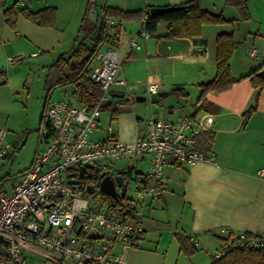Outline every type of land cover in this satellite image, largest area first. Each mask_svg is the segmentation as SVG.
I'll return each instance as SVG.
<instances>
[{
	"label": "crops",
	"instance_id": "crops-1",
	"mask_svg": "<svg viewBox=\"0 0 264 264\" xmlns=\"http://www.w3.org/2000/svg\"><path fill=\"white\" fill-rule=\"evenodd\" d=\"M186 1L188 0H115L108 6L123 10H143L152 6L180 5ZM200 2L204 9L221 14L229 21L203 24L200 35L193 38L166 40L163 38L167 31L166 22L158 24L155 34L141 38L138 35L141 29L140 18L120 20L117 23L118 42L102 45L113 46L118 52L120 67H124L120 68L118 79L124 80L126 85L114 86H125L127 92L113 90L111 94L119 93L124 96L127 93L132 99L136 96H144L146 99V95H150V114H157L152 108L157 98L174 87H181L188 94L185 100L193 108L184 113L185 107L181 103V98L184 97L167 96L163 100L166 106L162 114L175 119L194 113L195 103L201 92L199 84L215 77L218 35L233 33L236 40V47L229 61L234 82L223 91L208 92L206 99L215 106V110H202L214 116L212 129L202 132L211 135L210 149L202 151L211 157V161H200L193 166L169 161L165 165L166 189L161 199L148 202L143 219L145 232L139 245L129 253L127 264H178L184 253L179 238L188 240L187 248L194 247L195 253L191 257L195 259V264H210L214 251L210 253V250L221 246L230 235L229 232L234 235L241 231L252 234L264 232V175L259 173L260 169H264V87L259 91L255 109L247 116L244 115L245 110L252 105L255 93L249 77L245 76L264 63V0H246L250 13L248 20H240L237 10L226 5L225 0ZM14 3L19 10L26 8L31 12L54 7L55 22L52 26H40L30 20L32 23L29 25L22 23L20 17L29 19L19 13L15 18V25L11 26L3 16V10L12 7ZM85 6L84 0L82 18ZM0 7V53L2 47L5 48L10 43H13V47L16 46L12 52L5 49L6 57L23 52L22 48L29 47V56L37 57L42 51L56 49L59 57L68 53L75 45L82 18L78 28L76 26L74 30H69L68 25L75 20L74 13L71 12L67 15V20L57 27L60 10L52 1L29 0L21 4L19 0H5ZM7 27L11 28L13 35H8L12 32ZM20 36L23 38H19ZM133 39L139 47L132 46ZM251 48L258 51L257 57L248 55V49ZM93 63L92 60L91 64ZM0 73L2 75L1 71ZM9 74L6 78L11 85ZM44 76L43 83L46 71ZM151 81L158 84L156 94H148L145 90ZM45 105L46 103L43 108ZM137 119L142 127L146 118ZM139 161L145 163V169L137 175L148 170L150 157ZM199 250L205 251L209 261Z\"/></svg>",
	"mask_w": 264,
	"mask_h": 264
},
{
	"label": "built area",
	"instance_id": "built-area-1",
	"mask_svg": "<svg viewBox=\"0 0 264 264\" xmlns=\"http://www.w3.org/2000/svg\"><path fill=\"white\" fill-rule=\"evenodd\" d=\"M28 1L19 0L21 4ZM4 3L0 0V6ZM146 18H140L141 38L149 36L144 30ZM102 19L110 32L120 21L110 16ZM132 46L139 47L134 39ZM248 55L255 58L258 51L248 49ZM92 60L89 78L101 88L96 105L87 110L77 99H48L31 164L10 188L5 189L4 179H0V264H34V258L51 264H127L129 252L145 232L148 202L161 199L166 189L165 165L169 161L186 166L211 161L194 146L197 135L213 127L214 116L207 111L175 119L151 113L132 142L116 136L111 119L101 127L102 104L110 98L112 85L126 84L117 78L120 59L113 46L101 45ZM145 90L156 94L158 84L151 81ZM93 132L101 136L91 138ZM17 147L0 127V163ZM146 156L150 157L148 170L137 176L131 193L133 162ZM116 161L128 166L112 173ZM82 167L99 173L96 185L79 176ZM259 173L264 175V169ZM118 174L125 183L123 194L115 180L116 197L99 190L105 175L114 179ZM72 179L78 182L72 183ZM89 186L94 187L93 192L88 191ZM229 234L212 252V260L231 249L264 248V232Z\"/></svg>",
	"mask_w": 264,
	"mask_h": 264
},
{
	"label": "trees",
	"instance_id": "trees-1",
	"mask_svg": "<svg viewBox=\"0 0 264 264\" xmlns=\"http://www.w3.org/2000/svg\"><path fill=\"white\" fill-rule=\"evenodd\" d=\"M93 0H89L85 14L79 26L78 34L75 39V45L68 53L61 54L48 68L45 80V89L47 91L46 102L52 91L69 83H74L77 87L76 99L81 102L87 110L92 109L101 96V88L97 83H93L89 78V67L98 48L103 44H116L118 42L119 27L116 24L113 31H109L103 21V16L117 17L120 20H132L146 15L144 30L148 35L157 32L160 22L167 23V31L163 36L166 40L177 37L193 38L200 35L203 24H215L228 22L221 14L214 13L201 6L200 0H188L180 5L179 10L167 12L161 15L152 16L149 13V7L143 10H123L118 7L103 4L99 13L91 19L88 16ZM226 5L233 6L240 20H248L250 13L246 6V0H225ZM21 13L27 19L40 26H52L55 22L56 9L54 7H45L38 12H31L26 8L18 9L16 4L3 10V16L11 25H15V18ZM216 73L215 77L207 82L199 84L200 95L195 103L194 113L202 110H215V106L208 102L206 94L210 91L220 92L229 88L234 80L231 77L229 61L236 47L234 34H220L216 39ZM264 69V63L251 71L245 77H249L252 86L255 88L252 105L245 110L244 115L250 114L256 107L259 91L264 87V81L257 75V72ZM187 97L188 94L181 87H174L168 93L160 96L164 100L167 96ZM112 104V102H111ZM110 104V105H111ZM109 105V106H110ZM45 109V107L43 108ZM103 111V110H102ZM43 114L40 124L42 125ZM112 119L116 118L113 114ZM195 149L206 152L210 149L211 135L199 134L196 137ZM100 179L99 173L95 170H89L85 180L96 185ZM181 246L185 253L192 254L194 247L189 249L188 240L179 238ZM193 246V245H192ZM210 264H264V248L259 249H231L219 259L212 260Z\"/></svg>",
	"mask_w": 264,
	"mask_h": 264
},
{
	"label": "rangeland",
	"instance_id": "rangeland-1",
	"mask_svg": "<svg viewBox=\"0 0 264 264\" xmlns=\"http://www.w3.org/2000/svg\"><path fill=\"white\" fill-rule=\"evenodd\" d=\"M50 1L56 4L60 10L59 23L57 27L67 20L66 18L68 14L70 15L71 12H73L75 20L68 25V28L69 30H72V28L74 30L76 26L78 28L84 13V9H82L84 0ZM88 1L89 0H85V10ZM113 2H115V0H93L88 13L89 16L94 17L97 13H99L104 3L111 5ZM1 8L2 7H0V9ZM20 20L22 23L29 25L32 23L30 20L28 21L23 17H20ZM7 29L12 32L8 35H13L11 28L7 27ZM19 38L23 37L20 36ZM22 43L26 44L24 41ZM6 48L9 52H12L16 46L13 47V43H10L9 46L5 48L2 47V52L0 53V71L2 72V75L0 73V127H4L7 130V139L12 143H17L18 147L11 150L9 156L0 163V179H4L3 186L5 189L10 188L19 180L20 174L29 167L38 148L39 132L41 129L40 121L44 110L43 105L46 103L45 100L47 96L45 83H43L45 77L44 72L46 71V74L48 73L49 66L59 54L56 53V49H54L42 51L39 56L33 57L29 56V47V49L22 48L23 52L13 53L6 57ZM20 55L21 58L19 60H16L15 62L8 61V58H14ZM120 68L123 69L124 67ZM8 71H10V74ZM8 74L10 75L11 85L8 84L6 78ZM3 80H5V82H3ZM113 90L115 92H120L119 90H123V92L126 91L125 86L116 88L112 85L111 91ZM76 94V85L74 83H69L55 88L51 93V99H76ZM110 99L112 100V104L103 108L100 117L101 127H104L106 122L111 119L113 132L116 136L124 142H132L135 139L136 132L141 128V124L139 123L137 117L147 118L150 114V104L152 105L150 95H146V99L140 102L136 101L135 97H133V99L129 98L127 93L123 97H110ZM185 99V97L184 99L181 98V103L185 107L184 113L193 108V105L188 103ZM165 106L166 103H163L162 99L157 98L156 102L153 103L152 108L158 116L173 119L170 115L162 114ZM113 114L116 115L115 119L111 118ZM97 136H101V133L93 132L90 135L91 138H95ZM146 157L147 159L149 158V156ZM144 164L145 163L140 162L138 158H136L133 162L134 168L131 171V182L129 183L131 193H133L132 191L135 187V179L138 176L137 173L143 172L145 169ZM127 166L128 164L124 161H116L110 172L115 173ZM100 197L101 196L99 195V198ZM215 249L216 247H213L210 250V253ZM199 251L200 254L203 256L205 255L207 261H209L208 255L205 251ZM193 253H195V251ZM192 254L184 252L178 264H195V259L191 257ZM33 263L51 264L50 262L43 261L39 258H34ZM167 264L173 263L168 262Z\"/></svg>",
	"mask_w": 264,
	"mask_h": 264
},
{
	"label": "water",
	"instance_id": "water-1",
	"mask_svg": "<svg viewBox=\"0 0 264 264\" xmlns=\"http://www.w3.org/2000/svg\"><path fill=\"white\" fill-rule=\"evenodd\" d=\"M183 6L182 5H170V6H164V7H159V6H152L149 8V13L152 16H156V15H161L167 12H171V11H175V10H179L181 9ZM257 75L261 77L262 81H264V69H261L257 72ZM110 97H123V94H119V93H112L110 94ZM136 101L140 102V101H144L145 97L144 96H136ZM112 100L109 98L107 99L103 104L102 107L106 108L111 104ZM85 168L82 167L80 172H79V176L83 177L84 172H85ZM114 180L122 186L121 189V193H124L125 190V183L122 180V175L118 174L114 177V179H112L109 175H105L102 180L100 181L99 184V190L103 193L109 194L112 197H116V192L114 189ZM72 183H77L78 180L77 179H72L71 181ZM94 187L93 186H89L88 187V191L89 192H93Z\"/></svg>",
	"mask_w": 264,
	"mask_h": 264
},
{
	"label": "flooded vegetation",
	"instance_id": "flooded-vegetation-1",
	"mask_svg": "<svg viewBox=\"0 0 264 264\" xmlns=\"http://www.w3.org/2000/svg\"><path fill=\"white\" fill-rule=\"evenodd\" d=\"M87 172H88V171H86V173L84 174V176H87V174H88Z\"/></svg>",
	"mask_w": 264,
	"mask_h": 264
}]
</instances>
